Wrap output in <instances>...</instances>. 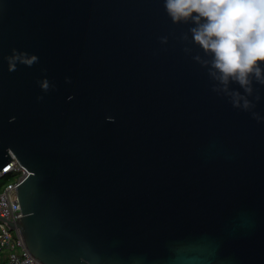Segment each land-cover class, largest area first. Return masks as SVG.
Wrapping results in <instances>:
<instances>
[{"label": "water", "instance_id": "95a60500", "mask_svg": "<svg viewBox=\"0 0 264 264\" xmlns=\"http://www.w3.org/2000/svg\"><path fill=\"white\" fill-rule=\"evenodd\" d=\"M190 27L164 0H0V168L29 171L5 222L41 264H264V83L225 88Z\"/></svg>", "mask_w": 264, "mask_h": 264}, {"label": "clouds", "instance_id": "9594fccd", "mask_svg": "<svg viewBox=\"0 0 264 264\" xmlns=\"http://www.w3.org/2000/svg\"><path fill=\"white\" fill-rule=\"evenodd\" d=\"M164 5L174 22H191L193 42L211 57L204 63L225 88L234 80L250 91L252 77L264 83V0H164ZM37 58L33 54L28 63Z\"/></svg>", "mask_w": 264, "mask_h": 264}, {"label": "built area", "instance_id": "2783aa9c", "mask_svg": "<svg viewBox=\"0 0 264 264\" xmlns=\"http://www.w3.org/2000/svg\"><path fill=\"white\" fill-rule=\"evenodd\" d=\"M28 173L12 153L10 160L0 168V178L8 177V181L0 185V218L3 219H0V264H41L26 250L18 229H10L5 222H14L22 216L16 186Z\"/></svg>", "mask_w": 264, "mask_h": 264}, {"label": "snow or ice", "instance_id": "6c2138e0", "mask_svg": "<svg viewBox=\"0 0 264 264\" xmlns=\"http://www.w3.org/2000/svg\"><path fill=\"white\" fill-rule=\"evenodd\" d=\"M5 170H6V169H5ZM178 252L182 254L183 250H182V249H178ZM177 259H178V260L180 259L179 255H178ZM136 264H144V261H143L142 259H138V260L136 261Z\"/></svg>", "mask_w": 264, "mask_h": 264}, {"label": "rangeland", "instance_id": "374dc122", "mask_svg": "<svg viewBox=\"0 0 264 264\" xmlns=\"http://www.w3.org/2000/svg\"><path fill=\"white\" fill-rule=\"evenodd\" d=\"M8 181V177L4 176L0 178V185H4Z\"/></svg>", "mask_w": 264, "mask_h": 264}]
</instances>
